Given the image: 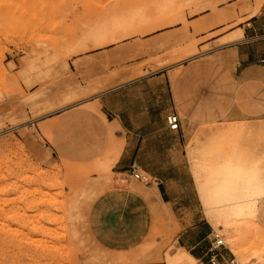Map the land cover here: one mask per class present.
<instances>
[{
  "label": "rangeland",
  "instance_id": "374dc122",
  "mask_svg": "<svg viewBox=\"0 0 264 264\" xmlns=\"http://www.w3.org/2000/svg\"><path fill=\"white\" fill-rule=\"evenodd\" d=\"M254 4L255 0H0V264L114 262L118 253L103 247L94 230H99V200L118 191L120 175L113 166L96 168L91 156L102 148L119 157L124 135L118 130L112 136L103 133L114 125L103 115L98 96L158 71L173 77L186 61L244 43L243 30L253 16L248 7ZM144 17L150 18L149 29L138 32ZM195 17L201 18L190 22ZM101 24L112 33L99 45L89 33ZM178 24L182 29L170 36L145 40L153 28ZM236 32L241 37L225 43ZM157 51L160 55L148 54ZM51 66L57 70L48 77ZM28 97L35 100L34 108L24 103ZM249 126L256 130L243 133ZM207 130L209 136L204 129L189 130L181 158L186 167L171 169L172 180L180 182L188 196L174 201L176 209L208 221L223 236L226 259L264 264V198L252 216L217 227L196 198L193 174L215 150L229 151L239 138L248 141L264 169V121L222 122ZM179 156L172 153L173 161ZM140 173L142 181L125 175L132 192L146 190L150 182ZM147 191L142 205L128 200L116 207L119 202L113 201L102 209V226L112 225V216L120 213L130 222L131 234L138 221H145V249L137 264H166V253L176 250L180 228L168 207Z\"/></svg>",
  "mask_w": 264,
  "mask_h": 264
},
{
  "label": "crops",
  "instance_id": "0c3cea01",
  "mask_svg": "<svg viewBox=\"0 0 264 264\" xmlns=\"http://www.w3.org/2000/svg\"><path fill=\"white\" fill-rule=\"evenodd\" d=\"M199 18L195 17L190 22ZM149 20V17H144L139 22L138 32L149 29L146 26L151 23ZM158 24L164 25L166 21H159ZM249 24L250 27L245 26L243 30L244 43L186 61L173 77H169L167 71H158L117 85L98 96L97 103L103 115L114 125L104 128L103 133L112 136L118 130L124 135L119 157L102 148L96 149L91 156L96 168L110 169L113 166L115 173L120 175L118 191L106 193L99 200V230H94V235L103 247L119 253L142 246L147 233L145 221L139 223L137 220V229H131V234H128L130 222L120 213L112 216V225L105 223L107 228L102 226L101 215L102 209L112 206L113 201L119 202L116 207H123L128 200L135 201L137 205L147 202L150 194L147 190H151L158 203L168 207L176 218L180 228L176 248L184 249L196 261L202 257L212 226L204 218L195 219L194 214H186L183 208L176 209L174 201L188 196L180 182L172 180L171 169L186 167L181 158L190 129H204V135L209 136L207 129L222 122L264 121V39L253 40L264 30V0L258 12L250 17ZM162 25L147 31L145 40H158L182 29L180 24ZM172 112L180 119L177 131H169L166 126L165 118ZM251 130L256 128L249 126L242 132L250 133ZM235 141L249 150L248 141L240 138ZM172 153L174 157L180 153L178 162L173 161ZM209 160H203L195 168H203ZM132 165L149 176L146 190L139 188L138 193L130 191L131 185L125 175L130 177L128 169ZM195 187L196 198L201 202L196 183Z\"/></svg>",
  "mask_w": 264,
  "mask_h": 264
},
{
  "label": "bare ground",
  "instance_id": "6f19581e",
  "mask_svg": "<svg viewBox=\"0 0 264 264\" xmlns=\"http://www.w3.org/2000/svg\"><path fill=\"white\" fill-rule=\"evenodd\" d=\"M262 2L263 0H255V4L248 7L253 15L258 12ZM111 33L112 28L101 24L92 29L89 36L95 43L102 45L105 40L111 39ZM239 37H241V33L236 32L224 41L225 43H232L237 41ZM56 70L51 66L47 76L52 77ZM24 103L31 108L36 105L35 100L29 97L24 100ZM213 153V158L207 162L206 166L200 170H194L193 174L197 179L195 183L206 216L214 225L221 227V225L227 226L234 221L245 220L255 213L257 202L259 203V200L264 198V169L261 160L256 158L252 151L242 148L238 141L230 144L229 151L225 152L220 149L215 150ZM142 249L145 248L140 246L133 253L130 251L132 254H114L116 256L112 260L116 264H136L142 260V255L140 256L143 253H140ZM184 261L192 262L194 259L182 248H176L174 252L166 253V264H181Z\"/></svg>",
  "mask_w": 264,
  "mask_h": 264
},
{
  "label": "built area",
  "instance_id": "2783aa9c",
  "mask_svg": "<svg viewBox=\"0 0 264 264\" xmlns=\"http://www.w3.org/2000/svg\"><path fill=\"white\" fill-rule=\"evenodd\" d=\"M245 26L247 28L250 27L249 21L246 22ZM262 39H264V30L253 37V40L255 41ZM165 122L169 131H177L180 119L175 112H172L166 116ZM128 173L130 177L135 180L142 181L143 179L140 170L135 167V165H132L128 169ZM226 250H228V248L226 247L223 236L212 230L205 242L202 257L197 262H199V264H237L233 256L230 259L225 258L224 252Z\"/></svg>",
  "mask_w": 264,
  "mask_h": 264
}]
</instances>
